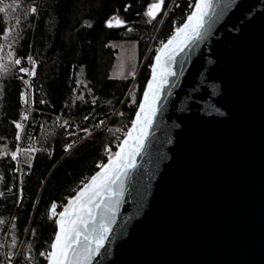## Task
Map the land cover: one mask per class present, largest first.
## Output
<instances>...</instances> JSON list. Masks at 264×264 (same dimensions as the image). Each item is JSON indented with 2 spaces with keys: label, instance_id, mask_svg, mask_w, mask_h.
I'll use <instances>...</instances> for the list:
<instances>
[{
  "label": "water",
  "instance_id": "water-1",
  "mask_svg": "<svg viewBox=\"0 0 264 264\" xmlns=\"http://www.w3.org/2000/svg\"><path fill=\"white\" fill-rule=\"evenodd\" d=\"M206 28L173 66L92 264H264V0H219Z\"/></svg>",
  "mask_w": 264,
  "mask_h": 264
},
{
  "label": "trees",
  "instance_id": "trees-1",
  "mask_svg": "<svg viewBox=\"0 0 264 264\" xmlns=\"http://www.w3.org/2000/svg\"><path fill=\"white\" fill-rule=\"evenodd\" d=\"M152 2L0 4L11 5L0 13V264H46L40 253L50 250L57 231L51 204H57L59 213L107 161V151L117 150V129L131 125L156 50L136 79L113 78L117 50L110 42L137 40L142 63L152 41L163 44L187 18L195 0H164L160 14L147 21L145 12ZM114 17L126 23L109 27ZM29 56L35 62L31 76L18 71L20 66L32 67ZM16 58L20 66L14 64ZM66 145H71L67 151Z\"/></svg>",
  "mask_w": 264,
  "mask_h": 264
},
{
  "label": "snow or ice",
  "instance_id": "snow-or-ice-1",
  "mask_svg": "<svg viewBox=\"0 0 264 264\" xmlns=\"http://www.w3.org/2000/svg\"><path fill=\"white\" fill-rule=\"evenodd\" d=\"M2 3L3 0H0V4ZM163 4L164 0H154L148 5L145 15L155 19ZM218 6L219 0H195L187 18L156 50L155 64L152 65L151 79L143 93V102L139 104L135 119L130 121L131 127L118 144V151L108 155L107 162L101 164L100 170L71 196L63 205L62 211L56 213L57 204L54 202L51 204L53 214L58 217L55 220L58 231L55 233V240L50 244V250L40 253L46 255L48 264H92L94 257L105 247L113 231L111 225L116 220L122 202L125 182L132 170L137 167V157L145 147V141L159 111L163 90L169 78L176 75L173 66L186 49L206 38L208 35L206 25L216 15ZM8 7L11 5L0 6V13H5ZM30 11L34 15L37 9L33 6ZM125 23L115 18V25L113 20H109L107 25L113 27ZM27 60L32 65L31 68L20 66L22 63L20 58L14 59L13 62L20 66L18 68L20 73L27 76L35 75V62L31 56L27 57ZM88 119V116L84 117V120ZM15 127L21 129L22 125L16 123ZM82 131L89 133L88 128ZM19 138L17 134L16 139ZM70 147L71 145H66L65 150ZM27 151L31 152L34 149ZM16 158L17 154L13 152L12 159Z\"/></svg>",
  "mask_w": 264,
  "mask_h": 264
},
{
  "label": "rangeland",
  "instance_id": "rangeland-1",
  "mask_svg": "<svg viewBox=\"0 0 264 264\" xmlns=\"http://www.w3.org/2000/svg\"><path fill=\"white\" fill-rule=\"evenodd\" d=\"M115 18H118V17H114L111 19L113 20L114 25H115ZM146 19L147 21H150V18L147 16H146ZM157 42L158 41L156 40V38L152 41L146 53L145 58L143 59L142 63H140L139 47H138L137 40H113L111 41L110 42L111 46L117 50L116 58H115L114 64L110 71L111 77L113 78L133 77L134 79H136L140 69L144 65L148 56H151L154 53V51L157 50L162 45V42H160V44H157ZM117 131L119 135L120 133L119 128L117 129ZM19 152H21V150ZM22 152L24 154L27 151L22 150Z\"/></svg>",
  "mask_w": 264,
  "mask_h": 264
},
{
  "label": "built area",
  "instance_id": "built-area-1",
  "mask_svg": "<svg viewBox=\"0 0 264 264\" xmlns=\"http://www.w3.org/2000/svg\"><path fill=\"white\" fill-rule=\"evenodd\" d=\"M103 125H101L100 127H102ZM129 127H126V126H122V127H119V130H120V133L119 135L117 136V139H118V144L123 140V137L124 135L126 134L127 130H128ZM115 151H107V157L108 155L110 154H114ZM48 250H45L43 251L42 253H46ZM44 257H46V255H43Z\"/></svg>",
  "mask_w": 264,
  "mask_h": 264
}]
</instances>
